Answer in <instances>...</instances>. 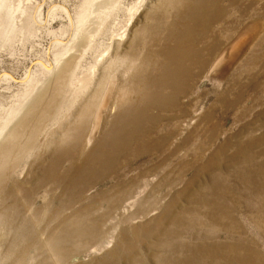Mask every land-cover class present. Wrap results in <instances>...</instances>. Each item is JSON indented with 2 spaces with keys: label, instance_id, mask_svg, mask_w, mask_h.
Masks as SVG:
<instances>
[{
  "label": "rangeland",
  "instance_id": "obj_1",
  "mask_svg": "<svg viewBox=\"0 0 264 264\" xmlns=\"http://www.w3.org/2000/svg\"><path fill=\"white\" fill-rule=\"evenodd\" d=\"M42 4L0 19V264H264V0Z\"/></svg>",
  "mask_w": 264,
  "mask_h": 264
},
{
  "label": "bare ground",
  "instance_id": "obj_2",
  "mask_svg": "<svg viewBox=\"0 0 264 264\" xmlns=\"http://www.w3.org/2000/svg\"><path fill=\"white\" fill-rule=\"evenodd\" d=\"M37 1V3H38V5H39V7H40V9H42V6H43V2H44V0L43 1H40V0H36ZM33 3H34V0H0V19H6V21H7V26H11L10 27V29L11 28H13L14 26L12 25L13 23H12V20H11V18H12V16L14 17V18H16L17 19V14H11L10 13V9H12V10H17V9H19L20 7L21 8H23V7H25L26 8V10H27V13H26V15H25V20L27 21V20H29V22L31 23V24H37V25H39V26H34V28L35 29H37V30H39V29H41V27H44V26H46V23H45V21L44 20H41L40 18H39V14H38V9L33 5ZM34 8V10L33 11H30V9H33ZM50 8V7H49ZM54 9H56V11L57 10H59V9H63V10H65L69 15H71V17H72V14H71V11H70V8H69V6H67L66 4H63V5H61V4H54L52 7H51V9H50V11H53V12H56V11H54ZM16 26V25H15ZM16 28H17V26H16ZM11 30H14V29H11ZM18 35H21V34H17L16 36H18ZM228 51V50H227ZM61 59L62 58H57V59H55V60H53L52 61V63L51 64H49L47 61H46V59L45 58H40V59H38V62H41L42 64H44L45 66H47V67H50L51 66V69L52 68H54V66H58L60 63H61ZM56 68V67H55ZM6 74H9V73H7L6 72ZM10 77H13V75L10 73ZM28 76H31V73L29 74V75H27V77ZM29 78V77H28ZM14 117H10V119H13ZM6 130V128H4V129H2L1 130V132H0V136L2 135V133L4 132Z\"/></svg>",
  "mask_w": 264,
  "mask_h": 264
}]
</instances>
